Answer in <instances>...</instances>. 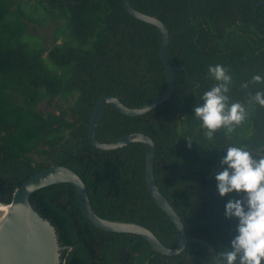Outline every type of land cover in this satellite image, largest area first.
<instances>
[{"label": "trees", "instance_id": "obj_1", "mask_svg": "<svg viewBox=\"0 0 264 264\" xmlns=\"http://www.w3.org/2000/svg\"><path fill=\"white\" fill-rule=\"evenodd\" d=\"M130 3L168 27L175 89L137 116L106 104L96 135L101 142L132 132L153 138L157 184L196 240L166 256L142 236L100 229L84 215L70 183L36 190L30 200L55 226L63 264H217L209 245L216 254L230 247L238 221L225 217V205L240 198L219 195L215 175L222 157L229 146L264 156V107L249 95L264 91V83L251 82L256 74L264 77V0ZM28 21L55 24L52 46L31 47ZM161 43L160 30L132 16L123 0H0V202L11 203L16 188L37 171L65 165L84 180L101 217L142 224L176 246L175 227L146 184L145 144L104 150L89 138L101 97L115 95L138 107L165 92ZM216 64L232 77L229 103H242L247 117L234 131L221 128L208 139L194 107L218 83L208 72Z\"/></svg>", "mask_w": 264, "mask_h": 264}, {"label": "water", "instance_id": "obj_2", "mask_svg": "<svg viewBox=\"0 0 264 264\" xmlns=\"http://www.w3.org/2000/svg\"><path fill=\"white\" fill-rule=\"evenodd\" d=\"M123 4L132 16L151 23L160 30L162 34L160 53L168 79V86L159 97L138 107L127 106L115 95L101 97L92 113L89 124V138L93 145L104 150L116 149L134 142L145 144V180L148 190L156 204L167 214L174 225L178 242L176 246L168 247L151 229L142 224L101 217L93 209L87 185L80 175L65 165L53 164L37 171L17 187L11 203L3 204L0 202V264H63V246L59 243L55 226L35 209L30 200L31 195L36 190L58 183L72 184L84 215L100 229L142 236L154 250L166 256L181 253L189 242L196 240L188 238L181 216L157 184L155 176L156 146L153 138L142 132H132L109 142H101L96 135L106 104L112 105L125 115L137 116L149 112L168 100L175 89V67L172 65L167 53L171 41L168 27L159 18L135 9L130 0H123ZM259 5L256 6L255 13H257ZM198 240L209 245L202 239ZM209 247L214 252L217 261L215 249L211 245Z\"/></svg>", "mask_w": 264, "mask_h": 264}, {"label": "clouds", "instance_id": "obj_3", "mask_svg": "<svg viewBox=\"0 0 264 264\" xmlns=\"http://www.w3.org/2000/svg\"><path fill=\"white\" fill-rule=\"evenodd\" d=\"M209 75L218 83L205 91L202 104L194 107L195 116L206 129L205 136L212 139L221 128L234 131L247 117V110L240 102L229 103L226 95L232 82L231 75L221 64L209 66ZM253 84L264 83L256 74ZM247 87V83L243 85ZM251 99L264 107V91L249 94ZM191 146V145H189ZM226 166V167H225ZM219 195L239 193L240 198L228 200L225 217L235 218L236 235L230 247L217 253V264H262L264 261V156L255 157L247 147L229 146L222 157L215 175Z\"/></svg>", "mask_w": 264, "mask_h": 264}, {"label": "rangeland", "instance_id": "obj_4", "mask_svg": "<svg viewBox=\"0 0 264 264\" xmlns=\"http://www.w3.org/2000/svg\"><path fill=\"white\" fill-rule=\"evenodd\" d=\"M27 25L29 27L30 33H27L25 35V38H26L27 42L30 43V45L33 49L38 50V49L42 48L43 46H45L47 48L52 46V44L54 42V30H55V24L54 23H51V24L46 25V26H39V25L33 24L32 22L28 21ZM36 32H37V34H36ZM21 99H22V97H20V98L19 97H17V98L12 97L13 102L19 101ZM56 101L60 102L61 99L57 98ZM45 105H46V101H43L40 103V109L42 111L45 110ZM63 107H65V105ZM35 157L37 159H39L38 156H35Z\"/></svg>", "mask_w": 264, "mask_h": 264}]
</instances>
